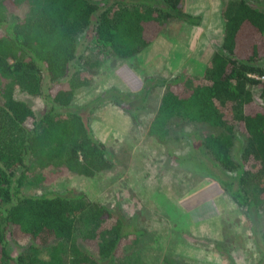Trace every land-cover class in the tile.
Masks as SVG:
<instances>
[{"label":"trees","instance_id":"16d2710c","mask_svg":"<svg viewBox=\"0 0 264 264\" xmlns=\"http://www.w3.org/2000/svg\"><path fill=\"white\" fill-rule=\"evenodd\" d=\"M250 1L227 0L219 47L202 74L165 82L146 127V135L159 143L177 138L178 122L217 128L191 147L226 172L208 175L245 207L247 218L264 191V8ZM19 6L25 7L22 15L12 12ZM181 17L182 0H0V264H141L139 231L118 205L109 208L75 188L33 195L21 189L43 178L39 169L93 177L113 166L83 107L72 104L76 91L91 83L83 71L108 53L130 58L168 20ZM145 88L133 96L143 100ZM15 89L41 98L42 113L15 98ZM122 94L111 87L86 105L91 111L107 101L126 109ZM236 132L245 143L235 160ZM252 163L258 167L254 175L247 168ZM7 232L24 252H7ZM219 244L214 243L218 250Z\"/></svg>","mask_w":264,"mask_h":264},{"label":"rangeland","instance_id":"374dc122","mask_svg":"<svg viewBox=\"0 0 264 264\" xmlns=\"http://www.w3.org/2000/svg\"><path fill=\"white\" fill-rule=\"evenodd\" d=\"M226 2L182 0L186 17L168 20L138 53L127 59L108 53L97 67L83 71L91 83L76 91L72 104L83 107L81 113L87 116L93 134L112 154L113 166L93 177L68 171L55 175L48 169H39L43 178L25 184L22 192L33 195L75 188L109 208L118 205L130 218L132 228L139 231L141 264H264V256H260V249L264 251L260 236L264 231V191L259 194L257 210L247 218L245 207L237 206L220 189L215 177L208 175L218 177L226 172L191 147L200 136L217 132V128L178 122L177 138L159 143L146 135L165 82L177 76H200L219 47ZM250 3L264 8V0ZM12 12L22 15L25 7ZM143 86V100L141 94L134 97L133 93ZM111 87L123 93L122 106L129 112L107 101L89 111L93 97ZM251 93L262 102L258 89L251 88ZM14 96L36 115L45 108L39 97L17 89ZM129 113H134L135 122ZM244 143L243 135L236 132L231 150L235 160ZM247 168L253 175L257 173L256 163ZM131 238L128 236L122 244ZM5 242L11 256L24 252L8 232ZM214 243H220L219 250Z\"/></svg>","mask_w":264,"mask_h":264},{"label":"crops","instance_id":"0c3cea01","mask_svg":"<svg viewBox=\"0 0 264 264\" xmlns=\"http://www.w3.org/2000/svg\"><path fill=\"white\" fill-rule=\"evenodd\" d=\"M130 72V71H129ZM116 76V75H115Z\"/></svg>","mask_w":264,"mask_h":264}]
</instances>
